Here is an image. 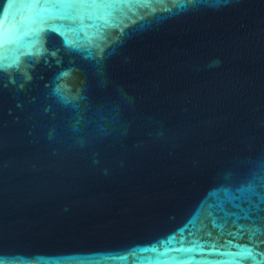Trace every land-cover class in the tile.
<instances>
[{"label":"water","instance_id":"95a60500","mask_svg":"<svg viewBox=\"0 0 264 264\" xmlns=\"http://www.w3.org/2000/svg\"><path fill=\"white\" fill-rule=\"evenodd\" d=\"M105 2L0 0V264H234L264 204L213 189L264 176V0Z\"/></svg>","mask_w":264,"mask_h":264},{"label":"snow or ice","instance_id":"6c2138e0","mask_svg":"<svg viewBox=\"0 0 264 264\" xmlns=\"http://www.w3.org/2000/svg\"><path fill=\"white\" fill-rule=\"evenodd\" d=\"M25 3H31L36 6H43L45 9L49 4L53 6H59L61 8H74V7H91V8H101L107 7L108 4L105 0H24ZM190 2H195V0H190ZM34 21L26 22V26L32 27ZM41 30L33 29L32 34L36 37H39ZM27 35V34H26ZM23 36L20 34V28H5L0 27V53L4 49H7L9 46L20 47ZM31 55L32 53H27ZM5 57L0 54V70H4L6 67L10 66H19V57H17L14 65H6L4 64ZM67 73H61V75H66ZM261 168H264V162H261ZM257 179L260 180V183H257ZM258 188L264 189V176L257 177L255 174H251L244 180L240 182L238 186L235 187V192L240 193V196L237 197L233 192V185L231 183V177L226 179L221 184H218L213 189L214 192L217 193L218 204L216 205L222 211L225 210V204H232L234 208H239L243 212L244 219H251V213L253 211H261V205L264 204V191H258ZM253 197H256L257 200H253ZM237 200L246 201L248 204L247 208H243L240 203H236ZM228 216H234L236 219L233 221L235 223L239 219H241L240 215L235 212H226ZM215 224V221H213ZM219 227V225H216ZM243 227V225H240ZM257 232H264V230L260 228H256L249 235V241L251 243L240 245L234 244L232 241H228L227 243L234 248L239 249L240 251L236 254L239 256V259L234 262V264H245V261L251 259L252 264H261L260 261L256 260V256L254 253L256 249L253 247V244L259 245L260 243H264L262 240H254ZM210 236L211 233H208ZM210 251H215L216 246L212 244ZM262 259H264V253H259Z\"/></svg>","mask_w":264,"mask_h":264}]
</instances>
